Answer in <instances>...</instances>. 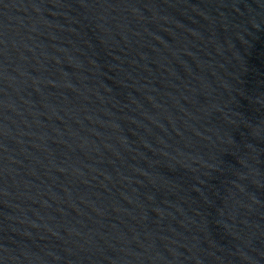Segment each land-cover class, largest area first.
I'll return each mask as SVG.
<instances>
[{
  "label": "water",
  "instance_id": "1",
  "mask_svg": "<svg viewBox=\"0 0 264 264\" xmlns=\"http://www.w3.org/2000/svg\"><path fill=\"white\" fill-rule=\"evenodd\" d=\"M0 264H264V0H0Z\"/></svg>",
  "mask_w": 264,
  "mask_h": 264
}]
</instances>
